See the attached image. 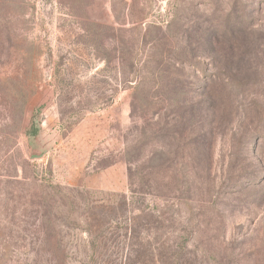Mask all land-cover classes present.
<instances>
[{
    "label": "rangeland",
    "instance_id": "374dc122",
    "mask_svg": "<svg viewBox=\"0 0 264 264\" xmlns=\"http://www.w3.org/2000/svg\"><path fill=\"white\" fill-rule=\"evenodd\" d=\"M0 264H264V0H0Z\"/></svg>",
    "mask_w": 264,
    "mask_h": 264
},
{
    "label": "trees",
    "instance_id": "16d2710c",
    "mask_svg": "<svg viewBox=\"0 0 264 264\" xmlns=\"http://www.w3.org/2000/svg\"><path fill=\"white\" fill-rule=\"evenodd\" d=\"M214 40H215V39H214ZM235 83H237V85H240V86L243 85L241 82H235ZM215 84H216V81H213V82H212V85H213L212 87H213V88H215ZM238 87H239V86H238ZM232 89L235 90V91H238L237 88H233V87H232Z\"/></svg>",
    "mask_w": 264,
    "mask_h": 264
}]
</instances>
